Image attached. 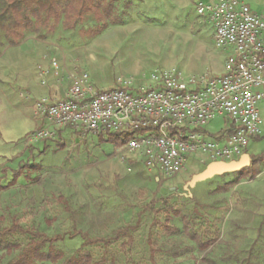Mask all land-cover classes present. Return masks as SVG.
<instances>
[{
  "label": "rangeland",
  "instance_id": "obj_1",
  "mask_svg": "<svg viewBox=\"0 0 264 264\" xmlns=\"http://www.w3.org/2000/svg\"><path fill=\"white\" fill-rule=\"evenodd\" d=\"M187 6L179 1L165 5L158 0H119L124 24L111 25L95 37L81 32L91 21L75 30L60 26L45 37L28 35L38 42L66 43L71 50L92 45L98 57L90 73L98 89L112 88L118 77L140 83L157 69L176 68L201 76L213 71L206 54L215 46L214 29L195 7ZM160 8L163 12L156 13ZM23 40L5 42L0 54V217L5 226L18 223L27 232L11 235L19 247L1 251L0 264H10L42 239H46L43 251L54 248L64 257L87 251L104 264H264V149L252 154L251 165L241 171L216 175L193 187L187 185L201 161L194 157L174 176L141 162L134 167L137 181L123 180L119 174L97 181L51 175L43 164L71 169L74 146L69 144L64 151L48 147L49 156L28 144L27 137L44 123L16 84L18 70L12 63L30 61L21 47ZM205 127L218 132L224 123L216 119ZM261 143L264 137L250 141ZM19 167L22 176L11 182ZM68 189L72 192L67 196ZM182 215L191 231L211 239V247L201 249L189 237Z\"/></svg>",
  "mask_w": 264,
  "mask_h": 264
},
{
  "label": "built area",
  "instance_id": "obj_2",
  "mask_svg": "<svg viewBox=\"0 0 264 264\" xmlns=\"http://www.w3.org/2000/svg\"><path fill=\"white\" fill-rule=\"evenodd\" d=\"M196 11L213 26L214 44L225 54L223 74L157 69L140 83L118 77L112 88L98 89L88 71L75 67L64 97L36 101L44 126L27 140L55 139L65 127L115 135L124 140L119 151L123 159L134 156L166 176L182 172L193 157L239 159L260 134L264 15L244 0H200ZM52 66L58 74V62ZM219 116L229 120L230 128L211 136L205 126Z\"/></svg>",
  "mask_w": 264,
  "mask_h": 264
},
{
  "label": "crops",
  "instance_id": "obj_3",
  "mask_svg": "<svg viewBox=\"0 0 264 264\" xmlns=\"http://www.w3.org/2000/svg\"><path fill=\"white\" fill-rule=\"evenodd\" d=\"M178 1L183 5L187 3V8H196V4L200 0ZM178 1L158 0V4L163 3L167 5L170 3H176ZM244 1L248 3L253 10L264 15V0ZM184 9L185 7L182 8V12ZM158 12H163V8H160L159 11L156 10V13ZM167 12L168 10L166 7L165 13ZM211 40L212 42L214 41V30ZM21 47L25 49V51L23 52L30 61L27 62L24 59L26 62L22 61L21 63L23 65L18 61L12 63L13 67L18 70L16 84L18 85L19 89H21V96L27 101L31 102L32 106L34 107L36 117L37 114L35 104L38 99L44 97H47L49 99H60L64 97L71 85V76L74 74V68L83 67L90 73V69L94 66V64L97 63V59L95 58H97L98 55L91 49L92 45L90 44H87L86 49L83 50H71L66 43L50 42L49 39L44 43L40 41L38 42L34 40V37L27 34L23 42L21 43ZM212 49L213 50L207 51L206 56L212 63L213 71H211V73L209 70H207L205 74H223L225 72V54L224 52L215 48V46ZM81 51L84 53L80 54ZM52 61H57L60 65L58 74H56V70L52 66ZM19 65L22 66L20 67L22 69L19 68ZM91 77L93 78L92 74ZM261 89H264V87H262ZM260 114V134L254 136L257 140H260L262 139V137H264V101L260 105ZM216 119H222L224 127L218 132H213L209 129L208 132L213 136L220 135L230 128V122L228 119L219 116L212 121ZM38 126L36 129H38ZM69 137L74 138L73 141H76V144H74L72 139H69ZM116 137L118 138V140L116 139ZM120 141L121 143L119 144ZM123 141L124 140L119 138L118 136L112 135L110 138H106L105 136L101 135L97 137L96 135H92L91 133L84 134L72 127H65L59 131L58 136L55 139H52L51 142L46 143L43 139H37L32 142L28 141V144H34V146H36L35 151H37L38 153L44 151V153L49 156L52 153H50L51 150H48L50 149L48 147H51L52 150L55 151H58L60 149H63L64 151L68 148L69 144H73L74 147L72 148H74V152L72 156H70V161L75 162V165L71 169L64 171V169H61L57 164H43L44 167H48V169L51 170H49L51 175H53V173H57L56 175H59V177L63 180L66 179L67 176H81L83 180L97 181L99 179H102L103 176H113L119 174L121 175V178L123 180H125V178L127 179L128 177V179L132 181H137L139 176L138 174H134V167L141 162L136 160V157L134 156L126 160L121 157L119 151L124 143ZM263 149L264 143H261L260 145L250 144L247 152L251 155L252 158V154L260 153V151H262ZM6 150L7 147H5V150H3L2 152L5 153ZM25 155L26 153L24 154V156ZM65 158L67 159V155L65 156ZM208 163V161H200V164L195 168L200 172L207 166ZM78 164L80 165L79 167ZM60 171L61 174H59ZM182 176H185V173ZM63 186L66 187V189L68 188L64 185V183ZM71 192V189H68L64 191V194L68 196L71 194Z\"/></svg>",
  "mask_w": 264,
  "mask_h": 264
},
{
  "label": "trees",
  "instance_id": "obj_4",
  "mask_svg": "<svg viewBox=\"0 0 264 264\" xmlns=\"http://www.w3.org/2000/svg\"><path fill=\"white\" fill-rule=\"evenodd\" d=\"M119 0H0V54L5 42L18 44L28 33H36L41 37L54 33L62 26L66 30H75L78 26L91 21L88 27H82L81 32L88 37H95L104 32L111 25H122L125 13L118 8ZM130 3L127 4L129 6ZM118 140V138L116 137ZM124 142V141H123ZM121 141L119 142V144ZM22 167L13 170L15 182L22 176ZM184 231L197 242L201 249L213 245L211 239H204L198 232L189 228L185 215ZM178 230V229H177ZM27 232L20 224L12 227L5 226L0 217V252H13L19 246L11 239L15 232ZM46 239L38 240L26 251H23L10 264H36L37 261H51L61 264H104L95 261L87 251H81L69 257H64L61 251L54 248L48 251L41 249Z\"/></svg>",
  "mask_w": 264,
  "mask_h": 264
},
{
  "label": "water",
  "instance_id": "obj_5",
  "mask_svg": "<svg viewBox=\"0 0 264 264\" xmlns=\"http://www.w3.org/2000/svg\"><path fill=\"white\" fill-rule=\"evenodd\" d=\"M251 155L246 152L239 159L232 161H212L200 172L195 173L188 182V187H193L199 181H204L216 175L225 173L239 172L243 168L251 165Z\"/></svg>",
  "mask_w": 264,
  "mask_h": 264
}]
</instances>
